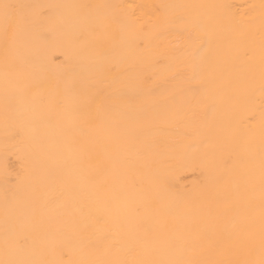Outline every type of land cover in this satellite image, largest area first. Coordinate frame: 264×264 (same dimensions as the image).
<instances>
[{
    "label": "bare ground",
    "instance_id": "6f19581e",
    "mask_svg": "<svg viewBox=\"0 0 264 264\" xmlns=\"http://www.w3.org/2000/svg\"><path fill=\"white\" fill-rule=\"evenodd\" d=\"M0 264H264V0H0Z\"/></svg>",
    "mask_w": 264,
    "mask_h": 264
}]
</instances>
